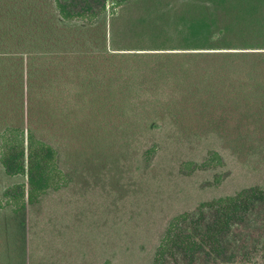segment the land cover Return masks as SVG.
Here are the masks:
<instances>
[{
	"label": "trees",
	"instance_id": "1",
	"mask_svg": "<svg viewBox=\"0 0 264 264\" xmlns=\"http://www.w3.org/2000/svg\"><path fill=\"white\" fill-rule=\"evenodd\" d=\"M167 120L264 152V0H0V161L25 201L63 147L97 172ZM235 263L264 264V185L175 216L153 259Z\"/></svg>",
	"mask_w": 264,
	"mask_h": 264
},
{
	"label": "rangeland",
	"instance_id": "2",
	"mask_svg": "<svg viewBox=\"0 0 264 264\" xmlns=\"http://www.w3.org/2000/svg\"><path fill=\"white\" fill-rule=\"evenodd\" d=\"M166 122L114 148L120 160L97 172L74 169L63 147V174L31 203L22 196L27 176L0 161V264H153L175 216L264 185V152L242 158L217 131L199 136Z\"/></svg>",
	"mask_w": 264,
	"mask_h": 264
}]
</instances>
